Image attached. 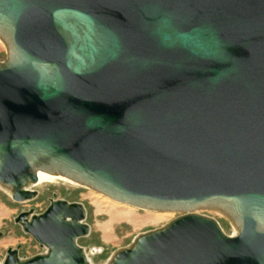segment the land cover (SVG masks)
<instances>
[{"label": "water", "instance_id": "water-1", "mask_svg": "<svg viewBox=\"0 0 264 264\" xmlns=\"http://www.w3.org/2000/svg\"><path fill=\"white\" fill-rule=\"evenodd\" d=\"M0 38V185L15 202L45 170L184 214L108 264H264V0H0ZM86 219L65 200L21 213L47 252L0 264H91Z\"/></svg>", "mask_w": 264, "mask_h": 264}, {"label": "rangeland", "instance_id": "rangeland-1", "mask_svg": "<svg viewBox=\"0 0 264 264\" xmlns=\"http://www.w3.org/2000/svg\"><path fill=\"white\" fill-rule=\"evenodd\" d=\"M8 51L0 41V63L7 60ZM37 196L27 202H15L0 189V260L8 250H17L19 257L29 259L47 252L30 235L24 233L15 219L23 212L40 215L50 206L52 200H65L82 204L87 211L86 224L91 228L88 237L77 241L89 256L91 264H107L115 252L128 248L143 234L159 230L183 213H155L128 205L119 204L98 193L71 183L58 181L43 183L36 188ZM198 215L217 221L225 234L234 236V229L223 216L212 211H198ZM159 218V219H158ZM98 249L97 253L92 251Z\"/></svg>", "mask_w": 264, "mask_h": 264}, {"label": "bare ground", "instance_id": "bare-ground-1", "mask_svg": "<svg viewBox=\"0 0 264 264\" xmlns=\"http://www.w3.org/2000/svg\"><path fill=\"white\" fill-rule=\"evenodd\" d=\"M0 41L5 45V47H6L7 51H8V45L6 44V42L2 38H0ZM36 175H37V178H38L37 182H27L25 187H24V190L34 191V188H36L37 186H39V185H41L43 183H46V182H48V183H56L58 181L71 183L73 185L81 187L80 183L74 181L73 179H71L69 177L61 175V174L50 173V172L45 171V170H38V171H36ZM0 189L5 191L6 193H8L10 196L12 195V190L10 188H7V187H4V186L0 185ZM99 195H101V194H99ZM106 198H108V197H106ZM201 209L203 211L204 210L205 211H212V212H215V213L225 217L226 219H228V221L230 222V224L232 225V227L234 229V236H236L239 233V228L235 225L234 221L231 218H229L228 215H226V213L222 209H211V207H205V208H201ZM155 213H164V214H160L161 216L159 218H161L163 215H171L173 212L156 211ZM168 213H171V214H168ZM98 251H99L98 249H95L92 252L93 253H97ZM86 256H87V259H88L89 263H91V260H90L89 256L87 254H86ZM109 261H108V263H109Z\"/></svg>", "mask_w": 264, "mask_h": 264}]
</instances>
